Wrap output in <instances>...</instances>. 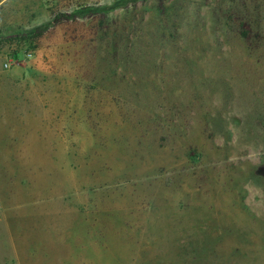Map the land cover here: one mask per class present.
Instances as JSON below:
<instances>
[{
    "label": "rangeland",
    "instance_id": "374dc122",
    "mask_svg": "<svg viewBox=\"0 0 264 264\" xmlns=\"http://www.w3.org/2000/svg\"><path fill=\"white\" fill-rule=\"evenodd\" d=\"M19 112L53 192L0 209V264H264V0H0L14 145Z\"/></svg>",
    "mask_w": 264,
    "mask_h": 264
},
{
    "label": "crops",
    "instance_id": "0c3cea01",
    "mask_svg": "<svg viewBox=\"0 0 264 264\" xmlns=\"http://www.w3.org/2000/svg\"><path fill=\"white\" fill-rule=\"evenodd\" d=\"M8 71L10 74L16 75L15 77H12L13 79L21 80L24 74V67L15 64L9 67ZM13 117L18 118V120H12L11 125H14L16 128L18 127L20 130V144L14 145L11 143L10 137L9 142H7V139L3 140V136H0V152L2 151L0 153V209L4 207V213L7 215L15 214L12 205H14L19 195H26V198H28L30 196V191L33 192L36 190L40 192L39 197H47L48 192H50V194L53 192L52 186L48 184L47 179L48 176H52L48 167L54 162V159L52 155L48 156L46 154L49 144L45 143L44 139L39 137L37 129H34L35 125L38 124L37 121L32 120L29 113L19 112ZM7 125H9V123H7ZM32 127L34 131H32ZM6 142L9 143L10 149H14V154L10 153V156L4 155L8 146L7 144L4 145ZM36 142L40 145L43 155L38 170L39 175L44 177L43 183L40 187H38L39 185H36L35 187L30 183L32 179L31 177H33L32 174H35L36 170L31 168L33 165L28 151L36 145ZM17 150L19 151L18 160L15 161L12 157H15V152Z\"/></svg>",
    "mask_w": 264,
    "mask_h": 264
},
{
    "label": "built area",
    "instance_id": "2783aa9c",
    "mask_svg": "<svg viewBox=\"0 0 264 264\" xmlns=\"http://www.w3.org/2000/svg\"><path fill=\"white\" fill-rule=\"evenodd\" d=\"M5 67H8L9 68V64H5Z\"/></svg>",
    "mask_w": 264,
    "mask_h": 264
}]
</instances>
